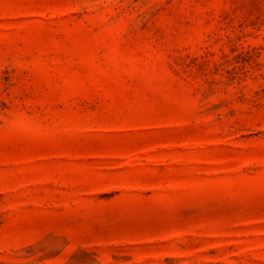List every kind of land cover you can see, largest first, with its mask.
<instances>
[{
  "label": "rangeland",
  "instance_id": "obj_1",
  "mask_svg": "<svg viewBox=\"0 0 264 264\" xmlns=\"http://www.w3.org/2000/svg\"><path fill=\"white\" fill-rule=\"evenodd\" d=\"M0 264H264V0H0Z\"/></svg>",
  "mask_w": 264,
  "mask_h": 264
}]
</instances>
